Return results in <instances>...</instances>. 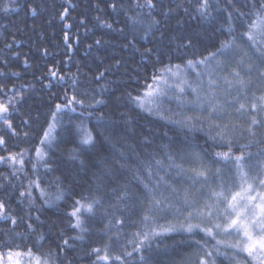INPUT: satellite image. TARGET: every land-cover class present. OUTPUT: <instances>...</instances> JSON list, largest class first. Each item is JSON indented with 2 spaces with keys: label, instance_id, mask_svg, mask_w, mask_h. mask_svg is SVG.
Instances as JSON below:
<instances>
[{
  "label": "trees",
  "instance_id": "trees-1",
  "mask_svg": "<svg viewBox=\"0 0 264 264\" xmlns=\"http://www.w3.org/2000/svg\"><path fill=\"white\" fill-rule=\"evenodd\" d=\"M153 2L156 7L150 10L138 8L136 0H0V101L14 98L9 118L16 132L13 135L0 121V135L6 141L0 145V157L24 152L23 165L0 162V201L18 221L13 225L0 220V242L11 240L41 255L52 252L54 264H94L92 249L102 248L110 240L115 254L132 250L129 241L133 233L142 230L143 217L153 208L144 184L155 189L157 199L167 197L166 203L174 206L155 214L157 225L185 222L175 212L178 208L187 216L190 210L184 205L185 190L196 206L209 201L213 191L220 190L221 179L212 174L216 169L221 170L228 187L235 186V170L215 155L228 151L229 145L219 137L213 139L214 125L248 126V114L236 111L237 98L245 104L248 99L236 88H229L226 80H234L235 71L248 79L238 66L240 48L258 63L240 33L255 18L261 0H209L208 16L197 11L201 0ZM112 4H116L115 10ZM31 8H36L35 15ZM229 24L238 47L205 60L223 41L231 40ZM189 60L194 62L192 66ZM200 60L205 63H198ZM177 65L181 70L177 80L185 91L178 94L175 88L170 97H160L151 113L138 106L132 97H143L148 86L159 81H153V75L164 76L166 66L173 71ZM253 80L248 98L264 94V83L255 75ZM73 95L83 100V105L74 104L75 111L57 113L54 139L50 145H41L44 132L53 123L55 105L64 104ZM213 96L218 105H224L223 112H211L208 101ZM188 118L196 127L185 126ZM79 127L91 131L95 146L81 144ZM256 131V140L264 141V128ZM229 136L234 153L244 144H251L246 154L251 153L254 159L264 152V142L256 143L246 132L237 129ZM37 149L46 153L44 159L36 156ZM74 153L78 159L72 158ZM197 156L212 170L207 181L193 180L191 169L200 166ZM173 163L182 164L185 171L177 174L170 166ZM149 167L152 176L146 171ZM125 189L127 195L121 199ZM85 198L100 203L93 213L85 214L87 231L81 233L71 227L75 219L69 213L76 200L83 203ZM216 222L223 219L202 218L204 226ZM78 236L83 239H74ZM64 239L70 247L63 245ZM192 239L200 240L208 250L215 245V240L202 232L194 237L185 232L157 236L145 252L148 264H198L203 251ZM222 251L229 255L219 256L217 264H234L232 250ZM244 255L237 257L241 264ZM126 259L128 264H140L135 253Z\"/></svg>",
  "mask_w": 264,
  "mask_h": 264
},
{
  "label": "snow or ice",
  "instance_id": "snow-or-ice-1",
  "mask_svg": "<svg viewBox=\"0 0 264 264\" xmlns=\"http://www.w3.org/2000/svg\"><path fill=\"white\" fill-rule=\"evenodd\" d=\"M71 3V0H68ZM231 3V0H229ZM136 6L138 8H148L154 9L156 5L153 0H136ZM111 7L115 10L116 4H112ZM210 4L209 0H201L197 11L201 16L210 15L209 12ZM3 11H8V6L5 5ZM33 15L36 14V8H31ZM239 16H243V13L239 9H236ZM64 15H67V10L65 9ZM229 21H231L232 13H228ZM159 23V21H154ZM111 27V25H107ZM70 27V25H69ZM232 25L229 24V33L232 35L233 32ZM242 37H246L249 42L250 49L256 54V60L258 63H253L252 55L249 52L244 51L240 48L237 55L239 56L238 66H242L248 79H244L241 76L240 71H235L233 73L234 80H226L229 88H236L238 93H242L248 103H239L237 98L238 107L232 104V107H236L238 113L248 114V126L243 128L239 125L229 124H215L216 129L215 136L219 137L220 140H226L229 145V150L225 152L215 153L221 161L225 163H230L233 167L234 175L236 177V182L234 187H228L223 181V177L220 176V169H216L214 172L202 161L200 157L197 156L196 159L200 161L199 168L191 169L194 174L193 180L195 182L196 178H200L204 181L209 179V173L212 172L213 175L220 177L221 184L219 186V191H213L212 197L209 201H205L202 206H196L195 203L189 198V193L185 190L184 194V205L187 211V216H184L180 209L176 208L175 212L179 213L180 216L184 217L182 223L168 225H157L155 214L160 211H164L165 208L171 209L174 206L170 203H166L167 197L163 199H157L155 189L150 187L149 184H144L145 189L148 190L152 197L153 208L149 209L150 214H146L143 217L142 230L133 233V239L129 241L133 245L131 251L124 250L123 254H115L112 248V241L110 240L108 244L104 247H94L92 252L95 254V262H103V264H128L126 258H132L133 254L139 256L140 264H148V257L145 252L151 249V241L157 236L175 233V232H185L188 233L190 237H194L197 232H202L206 236L211 237L215 240V245L212 250H208L207 247L201 244L200 240L192 239V243L197 246L198 249L203 251V256L198 258V264H217V258L219 256L227 257L229 253L227 251H222L223 249L232 250V260L234 264H241V260L237 257L243 253V264H264V152L257 153L254 159L251 153L246 154V150L251 147V144H244L241 146L239 153H234L231 150L232 140L229 136L231 131H236L239 129L241 133L246 132L249 137L252 138L256 143H261L264 141H257V129L264 128V94L260 96H253L248 98V92L251 91L252 85L255 83L253 80V75L257 79L264 83V0H261L259 9L255 12V18L252 22L246 25V30L240 33ZM99 43V41H97ZM238 47L236 44V37L232 35L231 40H225L222 42L220 49L217 52L210 53L209 57L205 60L216 57L219 53L224 55L227 51L234 50ZM150 51V50H149ZM205 60H200L198 63L203 64ZM193 61L189 60L188 65L192 66ZM177 69L180 68L179 65L176 66ZM162 71L171 73L173 77H179V71L173 72L170 67H165ZM53 77L57 76L56 72H52ZM63 80V77H59ZM153 81H161L163 87L160 83H154L149 85L148 89L145 91L143 97L136 96L132 99L137 102L138 106L144 108L145 111L151 113L153 111V105L156 104L158 107V101L160 97L167 95V89L172 87H179L181 93L185 91L184 87L179 83L175 85H169L167 79L163 76L156 77L153 75ZM187 84V81H184ZM211 83V81H210ZM189 88L192 86L189 84ZM2 91V89H0ZM193 92H196L195 88H192ZM199 99V97H198ZM83 100L77 99L75 95L70 98H66L64 104H56L55 112L52 114V124H49L48 130L44 132L43 139L40 140L41 145H50L52 143L53 130L57 122V113H61L65 110L75 111L72 107L74 104L83 105ZM101 103V101H97ZM10 106L14 107V98L9 99L7 102L0 101V121H2L9 130L12 131L13 135H16L15 129L10 117ZM203 107V105H198ZM208 107L212 113L223 112L224 105H218L215 96L212 100L208 101ZM26 123V122H25ZM177 123H179L177 121ZM186 127H196L192 122V118H188V122L185 124ZM2 131V130H0ZM79 132L81 134V144L95 146L97 140L88 129L84 127H79ZM27 136V133H24ZM6 141L3 135H0V145H5ZM24 152L14 153L8 157H0V162L7 160L10 164H20L23 165L24 161L22 159ZM36 156L40 159H44L46 153L42 149L36 150ZM18 157H21L18 159ZM73 159H78L77 154H73ZM168 159L173 161V157L169 155ZM84 161L80 160V164L84 165ZM157 165L162 166V162L157 160ZM178 170L177 174L185 171L182 164L173 163L170 165ZM123 167V165H122ZM149 176H152V168L146 169ZM139 178V177H137ZM163 180L164 177H160ZM36 187H39V183H36ZM175 191V189H173ZM23 196L24 193H21ZM29 195L31 193L29 192ZM41 195H45L43 190H41ZM127 195V190H123L121 199ZM62 197L57 196L56 199H61ZM47 203V201H45ZM100 203L98 199H92L88 201L85 198V202L81 200H76L73 204L72 211L69 213L71 217L75 219V223L71 224V227L78 229L81 233L87 231L84 226V216L85 214H91L94 208ZM202 218L213 219L216 218L218 221L222 218L223 222H216L212 226H204L202 224ZM0 220L10 221L11 224L16 225L17 219L6 210V205L3 201H0ZM195 221V222H194ZM123 223V221H119ZM29 228L32 226L29 224ZM214 229L216 231H214ZM15 235L19 236L20 233ZM218 235H224L225 237H236L233 241L231 239H218ZM39 239H43L40 237ZM74 239H83L82 236L75 237ZM116 242H119V237L117 236ZM63 245L69 246L68 239L63 240ZM70 247V246H69ZM0 264H54V257L52 252L46 254H37L33 251L31 247L21 248L19 244H13L11 240L0 242ZM68 264H71L69 261Z\"/></svg>",
  "mask_w": 264,
  "mask_h": 264
},
{
  "label": "rangeland",
  "instance_id": "rangeland-1",
  "mask_svg": "<svg viewBox=\"0 0 264 264\" xmlns=\"http://www.w3.org/2000/svg\"><path fill=\"white\" fill-rule=\"evenodd\" d=\"M184 69H186V68H184ZM176 71H179V73H180V75H181V70H180V69L173 70V72H176ZM180 75H179V77H180ZM163 77H164L165 79H167L169 85H175V84H177V83L180 84V79H179V81L177 80L179 77H173L171 73L165 72ZM175 79L177 80L176 82H174ZM156 83H160L161 86L163 87L161 81H158V82H156ZM175 88L177 89L178 94H179V92H180L179 87H172V88L167 89V95H166V96L170 97V96H169V92H170V91H173V92H174V89H175Z\"/></svg>",
  "mask_w": 264,
  "mask_h": 264
}]
</instances>
